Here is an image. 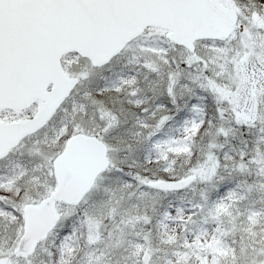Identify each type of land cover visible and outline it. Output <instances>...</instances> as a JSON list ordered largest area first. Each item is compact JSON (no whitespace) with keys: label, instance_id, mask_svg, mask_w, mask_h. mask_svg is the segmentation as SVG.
I'll list each match as a JSON object with an SVG mask.
<instances>
[{"label":"snow or ice","instance_id":"obj_1","mask_svg":"<svg viewBox=\"0 0 264 264\" xmlns=\"http://www.w3.org/2000/svg\"><path fill=\"white\" fill-rule=\"evenodd\" d=\"M0 264H264V0H0Z\"/></svg>","mask_w":264,"mask_h":264}]
</instances>
